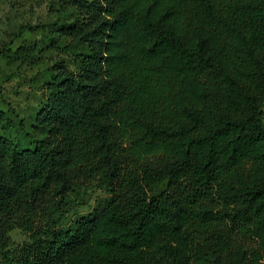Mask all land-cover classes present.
Wrapping results in <instances>:
<instances>
[{
	"label": "trees",
	"instance_id": "trees-1",
	"mask_svg": "<svg viewBox=\"0 0 264 264\" xmlns=\"http://www.w3.org/2000/svg\"><path fill=\"white\" fill-rule=\"evenodd\" d=\"M67 1L91 26L45 135L0 108V256L19 227L20 264H261L264 0Z\"/></svg>",
	"mask_w": 264,
	"mask_h": 264
},
{
	"label": "rangeland",
	"instance_id": "rangeland-1",
	"mask_svg": "<svg viewBox=\"0 0 264 264\" xmlns=\"http://www.w3.org/2000/svg\"><path fill=\"white\" fill-rule=\"evenodd\" d=\"M90 16L67 0H0V108L38 137L45 133L35 114L49 94L53 73L80 70ZM105 196L97 183L87 184L67 217L91 212ZM10 235L12 254L0 256V264H20L17 250L30 239L19 227Z\"/></svg>",
	"mask_w": 264,
	"mask_h": 264
},
{
	"label": "built area",
	"instance_id": "built-area-1",
	"mask_svg": "<svg viewBox=\"0 0 264 264\" xmlns=\"http://www.w3.org/2000/svg\"><path fill=\"white\" fill-rule=\"evenodd\" d=\"M261 262H264V256H263V258H262Z\"/></svg>",
	"mask_w": 264,
	"mask_h": 264
}]
</instances>
